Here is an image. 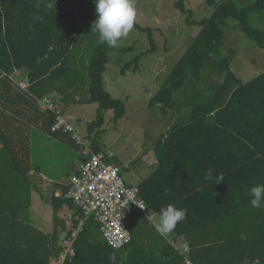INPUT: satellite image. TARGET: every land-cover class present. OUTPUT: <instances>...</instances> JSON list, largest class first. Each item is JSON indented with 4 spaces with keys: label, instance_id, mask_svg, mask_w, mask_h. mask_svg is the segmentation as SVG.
Returning <instances> with one entry per match:
<instances>
[{
    "label": "trees",
    "instance_id": "16d2710c",
    "mask_svg": "<svg viewBox=\"0 0 264 264\" xmlns=\"http://www.w3.org/2000/svg\"><path fill=\"white\" fill-rule=\"evenodd\" d=\"M204 1L214 11L200 21L193 20L185 0L177 2L188 25L200 32L149 102L150 109L173 114L174 120L148 146L157 163L138 185L148 212L128 217L132 240L119 249L102 238L90 218L76 240V256L65 264H109L114 251L123 264H264V208H253L249 196L252 186L264 184V71L243 81L232 70L235 50L222 52L229 19L264 50V0H236L241 6L234 0ZM95 19L93 0H0V264H59L63 238L82 216L65 197L69 185L51 182L52 233L25 219L36 178L50 181L36 163L40 148L34 139L43 146L54 139L78 151V166L88 159L71 133L53 130L56 114L41 102L53 101L65 117L72 106L98 104L96 119L87 126L93 153L105 152L99 143L105 113L113 111L115 123L126 116L125 102L105 87L116 47L100 42L92 30ZM133 27L147 34L150 52L156 53L154 30L136 20ZM142 57L135 59L136 68ZM21 72L23 77L16 75ZM76 162L73 177L80 174ZM107 162L116 165L111 156ZM209 167L213 176L223 174L222 183L205 179ZM168 204L187 210L172 238L157 233L147 218ZM66 207L70 218L59 216Z\"/></svg>",
    "mask_w": 264,
    "mask_h": 264
},
{
    "label": "rangeland",
    "instance_id": "374dc122",
    "mask_svg": "<svg viewBox=\"0 0 264 264\" xmlns=\"http://www.w3.org/2000/svg\"><path fill=\"white\" fill-rule=\"evenodd\" d=\"M178 1L135 0V20L142 27L154 30L156 53L150 52L147 34L134 27L126 38L118 41L116 49L110 52V62L104 74L105 87L114 98L125 102L127 113L117 123L114 122L113 111L105 113L103 134L99 143L104 153L110 155L116 165L122 166L128 184L138 182V174L142 171H146L144 177L151 173L153 164L150 162L156 157L148 146L156 142L157 137L174 120L173 114L163 116L159 109H150V99L159 91L168 73L200 32L199 26L188 25V16L180 13L176 7ZM217 2L221 4L223 1ZM233 2L238 6L242 5L236 0ZM185 5L193 12L192 17L196 21L208 18L214 11L204 0H185ZM253 25L258 26L256 22ZM224 30L222 52L226 54L227 49L235 50L232 70L237 76L248 81L254 74L264 71V50L245 37L238 28V23L229 19ZM122 48L132 50L124 54L120 52ZM141 54L143 57L136 68L135 59ZM127 64L131 66L123 74L122 69ZM98 108V104L73 106L66 112L67 119L71 116L80 120H74L72 124L87 144V126L96 119ZM53 140L43 146V141L34 139L35 149L40 148L39 152L36 151V163L43 170V174L50 178V182L70 183L73 177L71 166L79 159L80 153L71 148L66 149L67 146L61 147L65 145ZM41 147H46V151ZM45 181L49 182L47 179ZM51 184L53 183L36 186L32 195V206L25 213L27 222L46 234L52 233L54 226V211L49 201L52 192L49 187H53ZM71 215L72 211L67 207L59 214L62 218H70ZM167 237L172 238V233Z\"/></svg>",
    "mask_w": 264,
    "mask_h": 264
},
{
    "label": "built area",
    "instance_id": "2783aa9c",
    "mask_svg": "<svg viewBox=\"0 0 264 264\" xmlns=\"http://www.w3.org/2000/svg\"><path fill=\"white\" fill-rule=\"evenodd\" d=\"M41 104L56 114L53 130L71 133L76 143L83 146L88 155L87 161L80 166V174L71 179L70 189L65 195L73 200L82 216L76 217V226L63 238L66 250L60 255L59 264H65L68 259L76 256V240L92 217L99 224L102 238L110 246L118 249L125 247L132 240L126 220L135 211L145 213L148 210L146 203L139 197V188L126 184L122 168L107 162L110 155L91 151L89 144L64 116L61 107L50 100H43ZM56 196H61V193ZM182 250L188 254V245L184 244Z\"/></svg>",
    "mask_w": 264,
    "mask_h": 264
},
{
    "label": "clouds",
    "instance_id": "9594fccd",
    "mask_svg": "<svg viewBox=\"0 0 264 264\" xmlns=\"http://www.w3.org/2000/svg\"><path fill=\"white\" fill-rule=\"evenodd\" d=\"M95 5L96 19L93 22V29L98 33L101 43H106L109 47H116L118 41L126 38L133 29L136 8L135 0H93ZM39 7V3L36 5ZM40 19V17H36ZM215 169L209 167L205 175L208 181H215L220 184L224 181L223 174L213 176ZM250 204L253 208H264V184H256L249 190ZM143 209V208H141ZM187 210L177 208L174 204L161 207L158 213L148 215V220L152 223L156 232L163 237L170 235L177 224L186 219ZM109 264H123L124 257L118 258L117 252H112L108 256Z\"/></svg>",
    "mask_w": 264,
    "mask_h": 264
},
{
    "label": "crops",
    "instance_id": "0c3cea01",
    "mask_svg": "<svg viewBox=\"0 0 264 264\" xmlns=\"http://www.w3.org/2000/svg\"><path fill=\"white\" fill-rule=\"evenodd\" d=\"M23 72H21V73H16V75L17 74H19V76L21 75V77H23L24 76V73L22 74ZM73 107V106H72ZM69 116V115H68ZM69 119H70V122L72 123V121H74V120H77L78 122L80 121L78 118H76V119H74L73 117H71V116H69ZM154 154V153H153ZM155 157V156H154ZM80 162H77L76 163V167L78 168L79 166H78V164H79ZM150 163H152L153 165H152V170H151V173H152V171H153V167H154V165L157 163V161H156V158L154 159V161H151ZM122 167V166H121ZM144 172H146V171H142V172H140L139 174H138V176H140V178H139V181L138 182H131L130 184H128L126 181V184L128 185V186H135V187H138V185L143 181V180H145L150 174H148V175H146L145 177H144ZM122 173H123V168H122ZM44 175V174H43ZM137 176V177H138ZM123 177H124V173H123ZM142 177V178H141ZM37 179V186H41L43 183L44 184H46V185H49V183H51L50 181L49 182H47V181H45V179L44 178H42V179H40L39 177H37L36 178ZM125 179V178H124ZM66 185H69V182L68 183H65ZM52 185V184H51ZM49 188H52V187H49ZM61 191H58L57 193H60ZM49 196H51V194L49 195ZM72 216V215H71Z\"/></svg>",
    "mask_w": 264,
    "mask_h": 264
}]
</instances>
